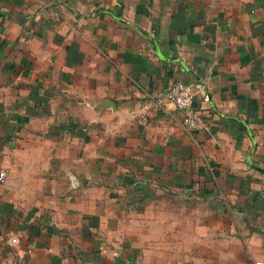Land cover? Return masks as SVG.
<instances>
[{"label":"crops","instance_id":"crops-1","mask_svg":"<svg viewBox=\"0 0 264 264\" xmlns=\"http://www.w3.org/2000/svg\"><path fill=\"white\" fill-rule=\"evenodd\" d=\"M0 170V264H264V0H0Z\"/></svg>","mask_w":264,"mask_h":264},{"label":"built area","instance_id":"built-area-1","mask_svg":"<svg viewBox=\"0 0 264 264\" xmlns=\"http://www.w3.org/2000/svg\"><path fill=\"white\" fill-rule=\"evenodd\" d=\"M201 95L205 100L208 96L205 88L201 83H187L178 81L173 84L166 95V100L173 104L183 117L185 126L191 130L200 128V115L195 107L196 98ZM8 182V174L5 170H0V188ZM12 244H17V239L11 241ZM262 264V263H256Z\"/></svg>","mask_w":264,"mask_h":264}]
</instances>
